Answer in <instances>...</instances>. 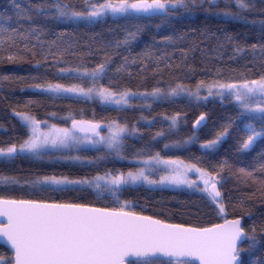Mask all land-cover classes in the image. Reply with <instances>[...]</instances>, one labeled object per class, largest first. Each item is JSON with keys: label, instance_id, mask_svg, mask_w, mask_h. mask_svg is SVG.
I'll return each mask as SVG.
<instances>
[{"label": "trees", "instance_id": "obj_1", "mask_svg": "<svg viewBox=\"0 0 264 264\" xmlns=\"http://www.w3.org/2000/svg\"><path fill=\"white\" fill-rule=\"evenodd\" d=\"M57 2L71 3L81 11L105 0H0V148H19L30 137L16 113L63 127H71L69 118L102 127L116 122L137 131L123 138L119 157L104 150L69 149L47 151L40 159L32 154L0 158V177L19 181L0 183V197L99 208L126 204V210L139 215L186 227H212L225 218H242L245 233L253 235L255 229L258 243L253 249L250 240L241 246V264H264V135L248 150H241L248 123L258 131L264 128L259 120L240 117L239 107L229 99L197 103L185 98H135L130 107L118 109L42 90L56 83L91 87V79L60 69L92 72L101 64L105 68L96 86L117 94L156 89L168 93L177 85L191 91L201 81L212 85L259 79L264 76V0H251L246 10L239 9L234 0H197L188 10L178 7L166 17L131 15L96 21L56 18L50 6ZM9 55L12 61L7 60ZM201 115L205 124L195 130ZM173 117H177L174 127ZM225 129L228 134L215 149L201 148ZM158 132L163 135L157 136ZM157 153L216 177L224 213L218 214V206L197 193L140 186L121 188L114 197L98 194L87 185H64L52 191L44 189L56 186L32 184L44 176L91 180L106 172L135 171L138 161ZM77 156L79 160L69 158ZM12 257L0 245V262L13 264Z\"/></svg>", "mask_w": 264, "mask_h": 264}, {"label": "snow or ice", "instance_id": "obj_2", "mask_svg": "<svg viewBox=\"0 0 264 264\" xmlns=\"http://www.w3.org/2000/svg\"><path fill=\"white\" fill-rule=\"evenodd\" d=\"M197 0H105L99 6L92 4L90 9L75 10L71 3L51 5L56 11V18L68 21L91 20L104 15L129 13L157 15L165 17L171 15L172 9L183 7L185 10ZM215 3V0H211ZM241 10L249 9L251 0H235ZM42 11V9H41ZM225 15L230 13L225 12ZM30 18V17H28ZM264 24V22H262ZM135 34H130L124 43H129ZM256 46L253 45V49ZM264 51V49H262ZM2 59V58H0ZM12 55L7 60L12 61ZM104 64L99 65L92 72H85L91 77V87H66L59 83L49 84L43 91L50 93H74L87 98L98 97L102 103L121 106H131L130 97L137 95L159 98L162 95L179 96L182 93L193 97L196 101L207 100L213 95V87L218 88L216 95L223 97L227 92L239 105V116L247 120H259L264 125V76L259 79L246 80L242 83L213 82L205 85L203 81L196 91L185 89L177 85L168 93L156 89L151 93H136L125 90L117 94L109 88L96 87L98 77L102 75ZM61 72L78 71L74 69H60ZM7 78V77H6ZM206 87L208 95L201 96L200 89ZM31 129L32 135L23 144L13 145L7 149L0 148V157L12 159L18 153H31L37 159L49 149H70L81 144L105 145L109 150L120 154L123 137L128 133L126 125L113 122L108 125L109 135L100 134L101 125L86 121H73L71 128L54 129L47 133L41 132L39 122L34 118L16 113ZM205 120L201 115L196 121L200 125ZM177 117H173L172 126H176ZM136 129H132L134 133ZM82 133L83 135H78ZM131 134V133H128ZM227 129L221 131L215 139L202 145L205 149H215L227 136ZM157 136L163 135L158 132ZM264 135V128L258 131L252 124L246 126V139L241 144V150H248L254 140ZM79 160L80 157H69ZM123 158V157H121ZM145 166L153 163L175 165L174 174L161 177L159 181L152 180L146 175V167H139L135 171L112 174L106 172L93 179L70 180L66 177L44 176L35 179L33 186L53 185L52 189L62 190L64 185H87L97 191L105 192L116 197L123 186L147 182L148 184H187L195 185L189 180L187 172L194 166L185 165L183 161L162 160L157 153L154 157L140 161ZM200 172L203 187L213 204L218 206V214L225 209L223 201L218 198L221 192L217 188L219 181L208 172ZM0 183L18 184L14 177H0ZM199 187L198 185H196ZM118 198V197H117ZM127 205L119 208H99L76 203H48L31 199H6L0 197V238L14 250V264H238L243 248L239 244L252 241L250 249L258 243L255 236L247 235L241 226L240 219H224V223L212 227H185L180 224L165 223L151 216L138 215L134 211L126 210ZM160 257H166L162 260ZM134 258V259H129ZM2 264V262H0Z\"/></svg>", "mask_w": 264, "mask_h": 264}, {"label": "rangeland", "instance_id": "obj_3", "mask_svg": "<svg viewBox=\"0 0 264 264\" xmlns=\"http://www.w3.org/2000/svg\"><path fill=\"white\" fill-rule=\"evenodd\" d=\"M99 5L100 4H97V6H99ZM131 15H147V14L129 13L127 15H123V14H112L111 12H107L104 15L98 17V18H94V19L87 20V21H93V20L96 21V20H99V19H104L106 17H123V16H131ZM65 73L66 74H75L77 76L80 75L82 77L91 79L90 76L84 74L85 73L84 71H75V72H72L71 71V72H65ZM96 87H98V86H96ZM191 91L194 92V91H196V89L191 90ZM218 91H219L218 88L213 87V95L212 96H209L207 100L214 99V100L221 101V100H224V99H229L232 103H234L236 106L239 107V105L235 101L234 97H231L227 92H225V95L223 97H221L219 95H216V93ZM59 95L70 96V97H82V98H86V99H90V100H96V101L100 102L103 105L111 106V107L118 108V109H125L127 107H130V106H121V105H115V104L102 103L100 101V99L98 97H95V96L93 98H87V97H84V96L76 95L74 93H59ZM200 95L201 96L208 95V89L206 87H202L200 89ZM135 98H140V99H142L144 101H155V100L172 101V100H177V99H182V98L189 99V100H192V101L197 102V103H206V101H207V100L196 101L193 97L187 95L186 92L185 93H182L179 96H175V97H173V96H167V95H162L159 98L152 97V96H141V95H137L135 97H130V100L132 101ZM67 119H68L67 122L69 123V125L72 124L73 120H71L69 118H67ZM26 126L28 127V129L30 131V136H31L32 135L31 129H30V127L28 125H26ZM63 128H71V127L70 126L69 127L58 126V125H55V124H53L51 122H48V121L40 122L39 123V129H40V131L41 132H45V133H47L49 131H53L54 129H63ZM128 133H131V134H128ZM128 133H125L124 137L127 136V135H132V134L134 135L135 134V132L133 133L132 130H130V129H128ZM100 134L103 135V136H105V137H107L109 135L108 125L103 126V129L100 130ZM78 135H83V134L78 133ZM201 148H203L202 145H201ZM83 149L104 150V151H106L108 153H113L114 155H116L118 157L120 156V154L117 155L115 152H112L111 150H109L103 144H99V145L81 144V145H79L77 147L70 148V150H83ZM203 149H205V148H203ZM64 150H69V149H61V150L49 149L47 151H64ZM18 154H31V153L24 152V153H18ZM159 156H160V158L162 160H169L167 158H164L161 155H159ZM0 158H4V157H0ZM146 159H150V158H145V159H142L140 161H143V160H146ZM140 161H138V164L140 165V167H146L148 169L146 171V175H148L150 179L156 180V181H159L161 177L173 175L174 174L173 169L176 167L175 165H165V164H162V163L161 164L153 163L152 165L145 166L142 163H140ZM176 161H180V160H176ZM184 164L185 165H190V164H187V163H184ZM195 169H199V168H197V167L194 166L193 170L187 172L188 179L189 180H192V181H195V185L192 186V187H189L187 184L177 185V184L167 183V182L164 183V184H160V183L148 184L147 182H140V183H137V184L126 185V186H123L122 188H128V187L135 188V187L143 186V187H146L148 189H165V190H172V191H178V192H188V193H197V194L207 195L206 192H203V191H200L199 190V188H202L203 187V181L200 179V172L195 171ZM123 173L126 174L127 172H123ZM196 185H198L199 187H197Z\"/></svg>", "mask_w": 264, "mask_h": 264}, {"label": "water", "instance_id": "obj_4", "mask_svg": "<svg viewBox=\"0 0 264 264\" xmlns=\"http://www.w3.org/2000/svg\"><path fill=\"white\" fill-rule=\"evenodd\" d=\"M204 124H205V120H204V121H201V124H200V125H196V123H195V125H194V129H195V130H198V129L201 128ZM71 127H72V124H71ZM80 134H82V133H80ZM217 188H218V185H217ZM218 190H219V188H218ZM219 191H220V190H219ZM218 199H219V200H222L221 196H220ZM138 215H139V214H138ZM154 219H155V218H154ZM237 219H240V220H241V226L243 227L244 220H243L242 218H237ZM229 220H231V219H229ZM222 223H224V221H223ZM222 223H220V224H222ZM185 227H186V226H185ZM245 242H246V241H245ZM245 242L239 244V247H241ZM0 245L6 247V248L12 253V255H13V259H12V260H13V264H14V256H15L14 250L11 249V246H10V245L6 242V240L3 239V238H0ZM129 259H134V258H129ZM160 259H162V260H167L168 258H166V257H160ZM241 260H242V258H241V256H240V261H238V264H241ZM193 264H199V262H198V261H193Z\"/></svg>", "mask_w": 264, "mask_h": 264}]
</instances>
